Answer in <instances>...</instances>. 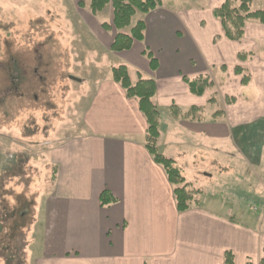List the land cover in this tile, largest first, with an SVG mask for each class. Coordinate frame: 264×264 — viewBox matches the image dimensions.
<instances>
[{"label":"crops","instance_id":"1","mask_svg":"<svg viewBox=\"0 0 264 264\" xmlns=\"http://www.w3.org/2000/svg\"><path fill=\"white\" fill-rule=\"evenodd\" d=\"M160 1L131 20L128 30L143 22V41L114 53L122 58L117 66L155 84L157 149L173 158L185 183L191 184L185 170L202 169L209 185L251 189L258 197L224 211L211 198L179 213L173 187L145 148L138 101L109 75L95 86L79 129L46 151L53 190L37 202L30 243L36 247L25 264H223L226 252L234 264L264 260V25L248 21L243 38L230 42L213 17L226 0ZM107 10L112 15L110 5L98 15ZM184 78L207 79L209 86L196 96ZM191 108L196 116L183 117ZM103 192L114 202L101 205Z\"/></svg>","mask_w":264,"mask_h":264},{"label":"rangeland","instance_id":"2","mask_svg":"<svg viewBox=\"0 0 264 264\" xmlns=\"http://www.w3.org/2000/svg\"><path fill=\"white\" fill-rule=\"evenodd\" d=\"M261 9L264 0H252V10ZM96 17L85 0H0V264H25L32 256L37 202L53 190L46 151L79 129L95 86L122 61L109 50L113 28L101 30L102 23L111 26V11ZM203 173L185 170L197 204L217 199L221 206L210 205L224 211L258 197L251 189L209 185Z\"/></svg>","mask_w":264,"mask_h":264},{"label":"trees","instance_id":"3","mask_svg":"<svg viewBox=\"0 0 264 264\" xmlns=\"http://www.w3.org/2000/svg\"><path fill=\"white\" fill-rule=\"evenodd\" d=\"M88 4V10L92 16H97L105 7L111 6L112 22L103 23L101 28L105 31L113 30L115 35L109 47L113 53H121L129 51L133 42L143 41L144 24L139 21L130 28L128 33L123 31L128 29L132 18L137 14H147L158 6L160 0H85ZM213 17L221 24L224 38L230 42H238L243 38L244 28L248 21H255L264 25V9L252 10V0H226L222 5L213 10ZM250 54L239 55L240 60H246ZM149 59L151 68L154 69L156 62L150 53H145ZM237 73L243 72L237 68ZM111 79L118 84L125 92L126 98L136 99L139 105V111L143 114L147 123L145 135V148L151 155L155 164L162 167L169 184L173 187V195L175 199L176 210L183 213L196 204L192 184L185 183L181 169L176 166L173 158L164 156L157 149V142L160 137V113L157 110L153 97L155 95V84L151 80H143L138 74L133 75L125 66L114 67L111 70ZM190 92L193 95L201 96L205 89L209 86L207 79L198 78L196 80H188L184 78ZM245 78L243 82L245 83ZM230 102V101H229ZM171 114L179 115V110L172 108ZM198 109L191 108L183 117H195ZM114 202L109 194L103 192L100 197L101 205H107ZM232 253L224 254L223 264H234ZM264 264V260L261 261Z\"/></svg>","mask_w":264,"mask_h":264},{"label":"water","instance_id":"4","mask_svg":"<svg viewBox=\"0 0 264 264\" xmlns=\"http://www.w3.org/2000/svg\"><path fill=\"white\" fill-rule=\"evenodd\" d=\"M71 79H73V78H71Z\"/></svg>","mask_w":264,"mask_h":264}]
</instances>
